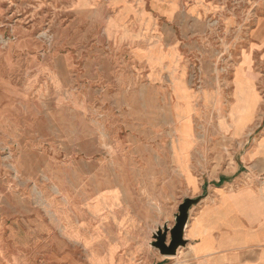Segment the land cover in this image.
I'll use <instances>...</instances> for the list:
<instances>
[{"label": "rangeland", "instance_id": "obj_1", "mask_svg": "<svg viewBox=\"0 0 264 264\" xmlns=\"http://www.w3.org/2000/svg\"><path fill=\"white\" fill-rule=\"evenodd\" d=\"M95 4L0 0V246L37 264H154L156 186H180L165 156L188 172L193 140L208 186L239 163L227 117L235 135L251 123L247 147L264 132V0L162 15L148 61L108 41L115 15Z\"/></svg>", "mask_w": 264, "mask_h": 264}, {"label": "crops", "instance_id": "obj_2", "mask_svg": "<svg viewBox=\"0 0 264 264\" xmlns=\"http://www.w3.org/2000/svg\"><path fill=\"white\" fill-rule=\"evenodd\" d=\"M87 2L95 4L97 0ZM149 2L150 11L147 8V0H104L102 8L115 15L110 22L100 28L105 32L108 41L116 42L120 47L131 48L132 57L139 61H148L149 57L155 54L150 46H153L155 42L153 40H156L154 33L157 31L158 19L162 18V15L192 16L203 14L210 9L208 0H149ZM158 54L166 56L160 51ZM171 55L176 61L179 58L175 49L171 51ZM154 76L153 72L152 81L155 79ZM242 79L245 80V77ZM249 89L256 92L252 87ZM235 104L236 97L232 107ZM228 119L229 117L223 124L224 130L230 133L232 141H237L240 145L236 151L239 163L208 186H201L198 178L190 171L193 140H190L188 172L181 170L175 161L173 151L171 155L165 156L166 159L172 160V167L178 171L180 186H156L160 207L163 208L158 210V215L163 216L158 217V223L148 238L151 236L153 239L157 230L165 225L169 228L175 225L178 208L185 199L199 198L200 202L189 212V221L184 233L186 247L179 249L174 257L163 256L155 250L154 264H264V141L262 142L264 132L247 147L245 133L251 123L241 135H235L234 127L230 125ZM150 155L156 157L157 154L153 152ZM117 200L116 194H112L103 206H108L111 211L117 205ZM35 238L36 235L28 237L29 243ZM128 238H125L122 245L129 247L137 245H129ZM169 242L170 237L168 244ZM15 247L18 255L13 257L10 247L0 246V264H37L34 249ZM96 251L94 252L97 253ZM72 253L70 257H73Z\"/></svg>", "mask_w": 264, "mask_h": 264}, {"label": "water", "instance_id": "obj_3", "mask_svg": "<svg viewBox=\"0 0 264 264\" xmlns=\"http://www.w3.org/2000/svg\"><path fill=\"white\" fill-rule=\"evenodd\" d=\"M200 199H185L179 206L178 213L175 216V225L169 228L165 225L159 228L153 235L152 247L156 248L161 255L174 257L179 249L186 247L187 242L184 240V233L189 221V212L193 206L198 204ZM170 242L168 244V238Z\"/></svg>", "mask_w": 264, "mask_h": 264}, {"label": "bare ground", "instance_id": "obj_4", "mask_svg": "<svg viewBox=\"0 0 264 264\" xmlns=\"http://www.w3.org/2000/svg\"><path fill=\"white\" fill-rule=\"evenodd\" d=\"M80 193V192H79Z\"/></svg>", "mask_w": 264, "mask_h": 264}]
</instances>
